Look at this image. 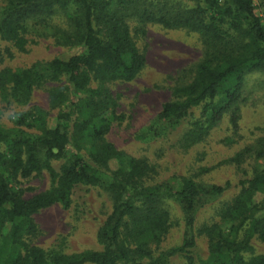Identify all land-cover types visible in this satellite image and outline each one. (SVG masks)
Segmentation results:
<instances>
[{
  "label": "trees",
  "instance_id": "obj_1",
  "mask_svg": "<svg viewBox=\"0 0 264 264\" xmlns=\"http://www.w3.org/2000/svg\"><path fill=\"white\" fill-rule=\"evenodd\" d=\"M194 1L186 9L159 12L144 0H4L0 5V41L23 50L30 23L37 19L64 45L75 47L74 52L44 64L0 69L2 99L27 104L37 87L57 82L51 86L49 102L59 108L54 127L47 126V112L40 107L19 120L35 131L0 124V264H165L176 253H185L189 263L194 262L191 249L198 211L230 183L209 184L193 177L149 182L153 166L107 141L110 122L103 118L117 106L106 82L132 81L146 66V55L137 42V35L144 31L132 21L137 18L142 25L157 21L196 31L206 44L194 79L176 88L179 99L162 105L156 128L164 130H150L154 136L176 130L202 106L209 117L192 123L184 135L189 146L202 142L225 116L233 134L239 135L238 103L246 76L264 70L263 19L254 0ZM163 5L167 7L166 2ZM64 80L67 85L58 84ZM73 117L70 133L65 123ZM225 142L232 144L235 138L229 136ZM84 147L89 159L81 152ZM250 157L264 161V137L244 145L227 162L240 166ZM60 159L65 161L56 170L52 161ZM97 167L113 176L105 186L113 203L98 232L102 248L49 257L30 242L40 232L34 215L56 203L69 208L72 192L80 184L105 185ZM43 170L50 173L53 185L30 197L14 190L6 176L27 178ZM240 184L239 194L220 210L223 220L231 223L230 232L217 223L202 228L210 241L203 264H264V255L250 260L243 256L253 237L264 240V169H254ZM257 193L263 194L261 200ZM168 198L182 205L185 237L181 245L156 253L170 226L164 206Z\"/></svg>",
  "mask_w": 264,
  "mask_h": 264
},
{
  "label": "rangeland",
  "instance_id": "obj_2",
  "mask_svg": "<svg viewBox=\"0 0 264 264\" xmlns=\"http://www.w3.org/2000/svg\"><path fill=\"white\" fill-rule=\"evenodd\" d=\"M144 1L154 12L172 7L186 9L195 3L194 0ZM163 2L167 3V7ZM3 3L4 0H0V5ZM254 7L264 22V0H254ZM132 21L134 26L143 28L144 33L141 29L137 42L146 55L147 62L132 81L106 82L105 86L117 106L114 111L110 110L103 116L110 122V130L105 138L128 155L147 159L155 172L149 182H178L183 177H193L209 184L230 183L224 193L198 211L193 231L195 245L191 254L194 257L192 264H203L209 257L210 241L202 228L217 223L226 232H230L231 223L220 216L221 208L239 194L241 179L250 177L254 169H264V161L252 157L247 158L240 166L227 162L244 145L264 137V70L253 71L246 76L242 97L238 103V136L233 134L228 116H225L222 123L214 127L202 142L189 146L184 135L196 119L207 121L209 113L203 114L204 106L196 108L176 130L154 136L151 131L158 126L157 118L162 105L179 99L176 88L189 84L194 79L198 65L205 55L206 44L203 36L185 27H166L157 21L142 25L137 18ZM74 50L75 47L64 45L49 27L35 19L30 23L28 42L23 50L11 42L0 41V69L9 67L20 70L35 63L44 64ZM55 84L57 82H47L37 87L27 104L17 103L11 97L4 100L0 94V124L6 128L22 127L29 132L35 131L19 124V120L24 113L40 107L47 112V126H56L59 108H52L49 102L51 86ZM58 84L67 85L65 80ZM72 119L65 123L70 133L75 117ZM142 136L148 138L143 139ZM229 136L235 138L232 144L225 142ZM81 152L89 159L87 147ZM64 161L65 159L53 160L52 164L59 170ZM97 168L105 185L80 184L72 192V204L69 208L56 203L34 215L40 232L30 242L43 248L49 257L58 253L102 248L98 232L110 214L113 203L105 186L112 181L113 176L111 172ZM6 176L14 190L24 191V197L47 190L53 185L52 176L47 170L27 178L14 177L11 174ZM256 196L258 200L263 198L262 193H257ZM164 206L170 214V226L156 253L181 245L185 237L186 224L182 205L168 198L164 200ZM260 255H264V240L255 236L243 256L250 260ZM189 262L185 253H176L165 264H190Z\"/></svg>",
  "mask_w": 264,
  "mask_h": 264
}]
</instances>
